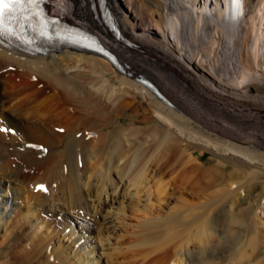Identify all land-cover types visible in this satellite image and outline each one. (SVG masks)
<instances>
[{"label": "bare ground", "instance_id": "obj_1", "mask_svg": "<svg viewBox=\"0 0 264 264\" xmlns=\"http://www.w3.org/2000/svg\"><path fill=\"white\" fill-rule=\"evenodd\" d=\"M189 1L106 0L117 33L104 22L98 0H45L54 15L99 37L119 66L103 54L68 46L26 51L0 34V264L42 254L54 264H99L114 240L126 234L121 233L124 226L132 225L127 208L134 199H150L140 193L142 184L147 185L141 177L145 162L175 169L191 160L186 154L190 148L212 151L219 161L207 168L193 166L212 189L208 200L204 196L207 201L195 202L185 216L178 208L166 214L172 234L164 246L165 263L210 264L218 259L223 264H262L257 257L264 250V218L252 191L260 185L264 190L259 175L264 168V91L238 89L215 77L211 62L190 66L169 46V35L184 45H190V37L182 32L179 14L164 9ZM253 2H217L218 17L229 23L221 24L228 39L223 59L241 69L237 86L257 79L250 48L258 46L260 36L241 21L235 25L243 11H252ZM203 17L200 13L192 20L198 35L192 32V39H200ZM127 110H132L128 123L122 120ZM140 114L152 124L145 138H139L142 124L135 123ZM240 130L247 136L235 135ZM224 159L234 160L237 167L223 171ZM98 162H107L101 172ZM137 162L144 165L137 167ZM99 179L107 185L97 192ZM155 193L161 203L168 186L159 184ZM159 220L148 223L158 227ZM28 237L36 238L29 252L18 249Z\"/></svg>", "mask_w": 264, "mask_h": 264}, {"label": "rangeland", "instance_id": "obj_2", "mask_svg": "<svg viewBox=\"0 0 264 264\" xmlns=\"http://www.w3.org/2000/svg\"><path fill=\"white\" fill-rule=\"evenodd\" d=\"M194 1H195V5L193 7L190 3L191 2V0H190L188 3L187 2L178 3V4H174L173 2H172V4L169 3V6H167L168 8L166 7L164 9V11L166 10L165 12L169 13L170 15H172V14L174 15L176 12L179 14L180 18L182 19V21L184 23L182 26V30H183L182 32L184 34H187V32H188L189 33L188 36L190 37L189 38V44L190 45H184L180 42L178 43V40L174 36L169 35L168 36L169 46L171 48H173L175 50V52H177V54H179L181 56V58L185 62H187L190 66H193V65L198 66L201 64V62H204L206 64H209L211 62L213 65L211 67L214 68L213 69V72L215 74L214 76L215 77H218V76L222 77L226 81L231 82V85L234 84L233 86L237 87L238 89H243V88L249 87L250 89H252L254 91H260V92L264 91V0H254V2L252 4V11H250V13L246 14L245 17H243V19L241 21V23L243 24V26L245 28L247 26L248 27L250 26L251 29H255V33L259 34L260 39H259V44L255 49H253L254 48L253 46H252L253 48L250 46L251 51L252 52L254 51V55L252 57H253L254 69H255L254 75L256 76L257 79L252 80V81L251 80L247 81L246 83H244L240 86H237L235 84V82L238 81V79L241 75L240 67L238 65L233 66L232 63L225 61L223 59V53L225 52V49H226L225 48V42L228 39L226 36L225 27H222L221 24L223 23L224 26H226V27L229 26V23L227 20L222 21L218 17L219 6H218L217 2H219V4H221L223 0H194ZM205 3L207 5H205V7L203 8V5ZM180 10H186L187 11L186 15H183V13L180 12ZM200 13H202L204 15V17H203L204 21L202 20L201 23H199L201 36L199 37L200 38L199 40H196V39H192V37H191L192 32L195 31L194 33H195L196 37L198 38L196 30H194V31L192 30V20L197 21ZM133 37H135V36H133ZM135 38H137V37H135ZM137 39H139V38H137ZM218 51H219V54H221L222 56L218 55L219 59L217 61H215L214 57L216 56V53H218ZM131 115H132V110H127L126 114L122 117V120L124 122L128 123ZM142 116H144V114H140L138 117V121L135 122L136 125L139 124L140 127L142 124V127H143V128H141L142 132H143V130H145L143 133L140 132L141 133V134L139 133L140 135L138 134L139 138H145V136L147 135L146 131H148V133H149L151 131L149 127L152 126L151 123H148L145 120L143 121L144 118ZM145 125H147V126H145ZM145 127H146V129H145ZM57 129L59 131L62 130L59 127ZM5 130H7V129L4 128V131ZM244 132H246V131H244ZM244 132H243V130L242 131L240 130L239 132H237L238 134L235 133V135L247 136L246 135L247 133H244ZM137 147H138V145L131 148L130 153L133 154L135 151H137ZM186 154H188L191 157V160L189 162L177 163L178 165L177 166L175 165V167H174L175 169L170 168L171 164H170V166L168 164V168L167 167H161L160 168V166H159V164H157V162H145V165H144V162H137L138 163L137 167H142L144 165V167L147 168L145 175H143V176L140 175L143 180H146L143 182L144 183L147 182V185L142 184V186H145V188L141 189L140 193L144 194V195H146V193H147V195H149V196L146 197V199L147 198H150V199H147L146 201H143V200L139 201V199H137V198L134 199L133 204H131L130 207L127 208V211L129 213V215H128L129 218L127 220L129 222H132V225L124 226L125 230L121 231V233L123 232V234L124 233H126V234H124L123 237H118L117 239H115L114 244H111V246L109 245L112 248L109 250V254L107 255V258L102 257V260L100 259L99 264H107V262L109 264H158L159 262H160L159 264H166L165 259L167 258V256L165 253V249L168 247V244L171 243L170 242L171 241L170 236L172 234V228L168 222H167L168 227L166 226V218H167L166 214L169 215L170 213L174 212V210L176 208H178V209H180L179 214H181L182 216L183 215L185 216V215H187L186 213H189L190 211H192L191 207L195 202L198 203L201 201V203H202L203 201L204 202L207 201L208 200L207 194L212 189H207L206 183H205V180H206L205 177L206 176L205 175L202 176L200 171L195 169L193 166L198 165V166H201V167L203 166V167L207 168V167H210L212 165L218 164V161H219V158L217 156H215L212 151H209V150L202 151L201 148H190L189 150H187ZM224 160L225 161L227 160L225 162V165H227V166L223 168L224 169L223 171L228 173L237 167V163L234 160H231V159H224ZM78 163L81 164V165L78 164L80 169H81L82 168V162H78ZM98 163H99L98 164L99 168H97V169L99 171L107 166V162H98ZM105 163H106V165H105ZM146 164H148L149 166ZM134 171L138 172V168H135ZM80 172H81V174L84 175V177L87 176V174L83 170H81ZM135 172H134V174H136ZM131 173H133V172H131ZM259 173H260L259 174L260 179L264 180V168L260 169ZM100 175L98 178H104V177H102V174H100ZM129 175L131 176V174H129ZM94 176L89 177L87 179H90L89 181H93L95 178ZM140 176H138L139 180L141 179ZM199 176H201V177L199 178ZM103 181H106V179ZM99 182H98V186H100V184H101V189L99 187V190H98V186H97V188L95 189V191L98 190L97 192L101 191L103 189V187H105L107 185L106 184L107 182H104L105 184L103 186L101 179H99ZM157 183H158V185L159 184H166L168 186V195L165 198L167 201H165V199H164V200H162L161 203L158 202V200H157L158 198L155 195L156 194L155 192L158 188V185H156ZM42 185L43 184H41V186ZM260 186H262V185H260ZM260 186L256 187L252 191V197H253L252 199H254L253 200L254 203L256 202L257 205L259 204L261 206L258 209V213L261 216H263V218H264V190ZM129 189L133 192L135 190V186L132 187V185H131L129 187ZM149 189L150 190L152 189L153 193H149V191H150ZM97 192H96V194H97ZM150 194H152V195H150ZM244 194H245V191H244ZM204 196L206 197L207 200L204 199L205 198ZM144 202H146V203H144ZM246 202L248 204V200ZM146 204H149V205H146ZM247 204L245 203V205H247ZM146 207H148V208H146ZM180 207H182V208H180ZM190 208H191V210H189ZM144 211H146V212H144ZM130 212H131V214H130ZM149 215H151V216H149ZM50 216L53 217L52 213ZM139 216H143V217L147 216L146 217L147 220H144L145 223L146 222L152 223L153 221H157V219H159V218H161L162 220H159L160 222L159 221L158 222L160 224L158 225V227H155L154 225H150L149 223H148L149 225L147 223H146L147 225L143 224L144 221H142L141 217H139ZM149 217H150V220L152 219L153 221L152 220L149 221V219H148ZM163 221H165L164 222L165 227H164ZM142 224H143V226H141ZM146 226H148V227L145 229ZM159 226L162 229H158V228H160ZM182 226L178 225L177 228L179 229ZM153 227L155 228V230H153L154 229ZM263 227H264V224H263ZM149 228H150V232H149ZM157 229H158V231H157ZM24 230H26L25 227L22 228V231H24ZM159 231L160 232L162 231V232L160 233ZM119 233H120V231L116 232V234H119ZM148 235H150V236H148ZM159 236H161V237H159ZM163 237H165V238H163ZM150 238H151V241H150ZM35 240H36V238H34V241H33V237H28L27 239H24L17 246V248L18 249L25 248V249H23L24 251L27 249L29 250V248L30 249L32 248V244H33V242H35ZM152 241H153V243H152ZM166 244H167V246H166ZM144 246H146V247H144ZM164 246H166L165 249H164ZM153 247H154V249H153ZM110 251H111V253H110ZM259 254L260 255H258L259 257H257V260H260L261 263L264 264V250H261ZM33 256L29 255V257L25 259V256L20 255L21 258H18V261H19L18 264H22V262H24L23 264H26V262H27V264H47V263L48 264H54L53 262H51L52 261L51 259H48L49 257H47L46 254H42L40 256H34V257ZM37 257H39V259ZM154 257L157 258V261H153ZM105 258L107 259V261ZM52 259H54V258H52ZM217 261H218V259H216L215 262H212L210 264H223V263H221L219 261L217 262ZM81 264H83V263H81ZM89 264H93V263L90 262ZM94 264H96V263H94Z\"/></svg>", "mask_w": 264, "mask_h": 264}, {"label": "snow or ice", "instance_id": "obj_3", "mask_svg": "<svg viewBox=\"0 0 264 264\" xmlns=\"http://www.w3.org/2000/svg\"><path fill=\"white\" fill-rule=\"evenodd\" d=\"M39 3L40 0H0V34L8 30L6 20L11 18L13 12L25 6H37Z\"/></svg>", "mask_w": 264, "mask_h": 264}]
</instances>
